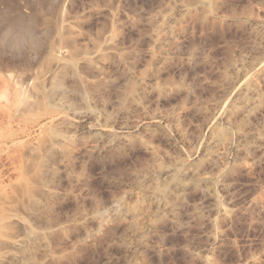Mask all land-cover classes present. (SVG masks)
Segmentation results:
<instances>
[{
  "label": "rangeland",
  "instance_id": "rangeland-1",
  "mask_svg": "<svg viewBox=\"0 0 264 264\" xmlns=\"http://www.w3.org/2000/svg\"><path fill=\"white\" fill-rule=\"evenodd\" d=\"M53 128L13 264H264V0H0V185Z\"/></svg>",
  "mask_w": 264,
  "mask_h": 264
},
{
  "label": "bare ground",
  "instance_id": "bare-ground-1",
  "mask_svg": "<svg viewBox=\"0 0 264 264\" xmlns=\"http://www.w3.org/2000/svg\"><path fill=\"white\" fill-rule=\"evenodd\" d=\"M27 34H29L27 29L19 28L15 32L16 38L12 41V45L17 48L16 46L20 44L22 36ZM53 88L57 90L64 89L58 82L53 85ZM52 93L49 94V98L53 100ZM54 128L50 135V141L44 146V156L40 157L39 160H36L37 157H32L31 169L27 164L21 165L16 170L14 179L0 185V264L15 263L17 259L15 252H23L31 247V235L36 234L34 231L36 228L42 229L43 233H40L42 234L40 236L46 239L48 247L51 246V236L57 230L61 232L66 230L59 220L48 217L47 213V210L50 209H47L49 207L48 199L53 192V178L58 174V167L52 166L50 161L54 160L57 151L66 155L69 151V143L73 141V138L55 144L53 140H58L61 133ZM3 139L5 141L0 142V152L5 144L15 141L8 138V136ZM31 170L34 172H31ZM39 218L45 219L43 224L37 222ZM18 230H22L23 234H26V238L23 236L22 238L18 237V234H16ZM53 256L55 255L52 254V258H54Z\"/></svg>",
  "mask_w": 264,
  "mask_h": 264
}]
</instances>
